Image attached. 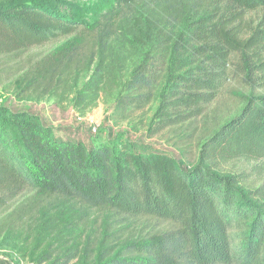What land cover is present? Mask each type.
Returning a JSON list of instances; mask_svg holds the SVG:
<instances>
[{
    "label": "trees",
    "instance_id": "obj_1",
    "mask_svg": "<svg viewBox=\"0 0 264 264\" xmlns=\"http://www.w3.org/2000/svg\"><path fill=\"white\" fill-rule=\"evenodd\" d=\"M111 1L114 15L95 25L64 0L0 1V57L80 32L101 43L124 8L164 3L162 18L169 24L157 28L154 45L124 82L112 122L127 121L156 98L154 134L202 117L228 83L235 52L244 65L242 83L253 90L264 84V65L251 67L255 55L250 57L264 46V16L263 28L247 41L237 25L245 13L264 10V0H213L217 6L183 20L178 16L192 10L189 1L179 0L180 8L170 0ZM176 23L179 30L166 31ZM97 90V84L88 87L87 97L92 100ZM234 160L264 161V94L244 97L241 112L204 143L193 166L129 143L86 147L60 140L39 116L0 106V209L34 191L171 224L119 251L99 248L94 264H264V185L253 188L219 171L217 164ZM79 238L67 243L57 237V254L40 264H70L78 257Z\"/></svg>",
    "mask_w": 264,
    "mask_h": 264
},
{
    "label": "rangeland",
    "instance_id": "obj_2",
    "mask_svg": "<svg viewBox=\"0 0 264 264\" xmlns=\"http://www.w3.org/2000/svg\"><path fill=\"white\" fill-rule=\"evenodd\" d=\"M64 1L77 7L91 25L110 13L114 15L117 8L111 0ZM187 1L191 2L192 10L179 13L181 20L187 14L191 18V13L193 17L205 11L203 7L217 6L213 0L208 3L182 0ZM169 3L181 7L179 0ZM165 10L164 3L156 7L153 3H142L124 8L112 20L115 27H108L101 43L94 36H80V32L74 37L0 57V106L14 113L39 116L60 140L81 142L86 147L109 143L119 148L122 143H129L140 151L166 153L186 166L197 164L204 143L241 112L246 95L264 94V84L253 90L242 83L244 65L240 54L235 52L228 67V83L202 117L154 134V115L159 105L156 98L127 121L112 122L111 115L124 82L154 45L157 28L169 24L162 18ZM263 16L264 10L260 9L245 13L241 22H237L242 41L263 28ZM174 26H167L166 31L181 27L178 23ZM252 54L255 64L251 67L263 66L256 61L264 62V46L254 49ZM93 84L98 85V90L91 100L87 92ZM217 167L253 188L264 185V161L234 160ZM171 228L169 222L118 216L106 209L25 191L0 209V264H40L48 255L57 254V237H65L67 243L80 237L78 257L70 264H94L101 247L119 251L126 242Z\"/></svg>",
    "mask_w": 264,
    "mask_h": 264
}]
</instances>
